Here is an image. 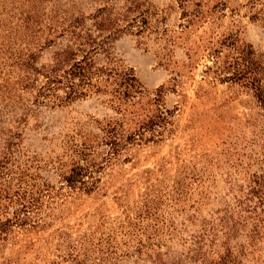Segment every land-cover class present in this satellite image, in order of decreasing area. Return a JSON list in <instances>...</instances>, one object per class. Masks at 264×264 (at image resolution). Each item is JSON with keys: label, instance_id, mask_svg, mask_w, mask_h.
I'll return each mask as SVG.
<instances>
[{"label": "rangeland", "instance_id": "1", "mask_svg": "<svg viewBox=\"0 0 264 264\" xmlns=\"http://www.w3.org/2000/svg\"><path fill=\"white\" fill-rule=\"evenodd\" d=\"M263 104L264 0H0V264H264Z\"/></svg>", "mask_w": 264, "mask_h": 264}, {"label": "trees", "instance_id": "2", "mask_svg": "<svg viewBox=\"0 0 264 264\" xmlns=\"http://www.w3.org/2000/svg\"><path fill=\"white\" fill-rule=\"evenodd\" d=\"M36 19L32 18L30 13H27L25 15V17H23V24H25L26 27H30L32 26V21H34ZM72 27V26H71ZM133 80V79H132ZM264 106V104H263ZM20 136L15 134V135H11L7 138V150H5L4 156L2 157V159L0 160V178H2L5 173L4 170L6 171L9 163L12 162V160L14 159V154H15V149L12 148L13 146H17V143H15V139H18ZM117 138V137H116ZM114 141L111 142L112 146H116V141L117 139H115V136H113ZM85 170L82 169L81 167H76L75 169L71 170V174L69 176L65 177L66 183L68 186L70 187H76V185H82V187L89 191L91 189L94 188V184L90 183L88 185V183L86 181H82L83 179V175L85 174ZM7 176V175H5ZM23 173H21L20 175L16 176V179L18 181V187H17V191H15V197H17L19 200H21L22 202V209L21 211L25 210H31L32 208H34L35 203L37 200H32L33 198V193H35L33 191L32 188H28V186L26 187H22L23 184ZM2 192V190H0V193ZM29 195L28 199L26 198V196ZM12 196V197H14ZM17 219L19 218V216L17 215L16 217ZM7 225V223H0V232H2L1 230L3 229V227Z\"/></svg>", "mask_w": 264, "mask_h": 264}]
</instances>
